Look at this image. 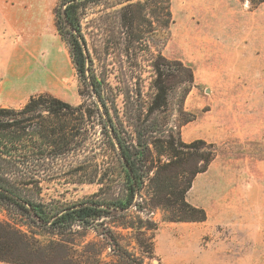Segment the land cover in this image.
Returning a JSON list of instances; mask_svg holds the SVG:
<instances>
[{"label": "rangeland", "instance_id": "rangeland-1", "mask_svg": "<svg viewBox=\"0 0 264 264\" xmlns=\"http://www.w3.org/2000/svg\"><path fill=\"white\" fill-rule=\"evenodd\" d=\"M74 2L78 8L72 26L62 13L69 0H23L22 45L11 21L22 8L16 0H0V107L17 108L40 94L98 107L88 76L107 122L114 125L112 138L141 158L140 188L133 202L117 211L121 215L95 220L65 245L51 243L46 232L34 228L36 234L29 236L33 253L23 257L22 247L16 258L32 264H133L132 257L142 249L149 255L143 264H264V254L253 253L250 246L233 253L229 245L230 233L248 223L233 206L250 202L232 194L247 192L243 184L264 181L259 172L264 142L253 141L249 133L254 128L251 112L264 115V109H250L248 90H242L243 112L234 113L229 87H264V75L254 78L223 59L229 53L224 20L235 9H245L246 15L260 18L264 35V0H170L166 26V0ZM82 45L87 56L83 72L73 61L75 46ZM260 50L264 53V45ZM167 63H172V79L170 70L161 76L156 71L157 64L165 69ZM255 96H264L263 91ZM103 126L98 120L89 124L82 150L66 158L72 164L85 161L84 172L43 187L46 201H125L129 170L104 143ZM162 166L167 167L158 170ZM188 180L184 199L207 207L206 222L172 220L179 214L178 193ZM0 221L23 230V219H9L2 206ZM257 224L264 230V220ZM138 228L142 237L150 236V248L143 244L139 249ZM105 233L112 237L102 238Z\"/></svg>", "mask_w": 264, "mask_h": 264}, {"label": "trees", "instance_id": "trees-1", "mask_svg": "<svg viewBox=\"0 0 264 264\" xmlns=\"http://www.w3.org/2000/svg\"><path fill=\"white\" fill-rule=\"evenodd\" d=\"M69 1L70 4L62 13L64 21L75 26L74 18L78 5L75 4V0ZM169 1L166 0L165 9L168 18L163 21V26H166L170 19ZM75 48L73 61L83 72L85 55L81 47L75 46ZM166 65L168 67L165 69H160V65H156L158 76H161L163 71L170 70L169 65L172 63ZM169 72L172 79L174 74L171 70ZM191 81V73H188L186 82L190 85ZM158 89L162 93V87L159 86ZM96 91L98 92L97 89ZM94 107L91 109L84 102L72 105L48 94L31 96L19 108L0 107V206L6 211L9 219L14 216L23 219V230L9 221H0L1 262L32 264L27 258L20 260L16 256L22 247L23 257L33 253L29 236L36 234L34 228L46 232L50 236L51 243L65 245L70 242L69 237L77 234L79 229L92 228L93 222L105 215L118 217L121 214L117 211L126 209L133 202L134 194L140 188L141 158L134 155V151L126 150L118 139L121 153L117 152L111 133V131L115 133L114 125L107 122L95 104ZM95 120L104 125L107 138L104 143H107L115 157L124 158L123 161L129 170L130 184L125 201L119 199L107 203L92 199L73 203H62L52 199L46 201L42 193L43 187L49 188L62 179L73 180L79 172H84L85 161L72 164L71 161L67 162L66 158L68 154L82 150L87 141L89 128ZM205 166L206 163L203 168ZM166 167L162 166L158 170H164ZM55 169L57 170L54 171ZM98 169L97 163L94 165L95 172H98ZM189 186L188 180L178 193L179 214L172 220L204 221L206 219L204 210L191 206L184 199V193ZM165 201L168 202V199L165 198ZM188 211L196 215H187ZM150 224L149 221L145 223L147 230ZM129 227L133 228L132 225ZM142 235L143 232L138 228L135 238L139 249L143 244L150 248V236L142 237ZM108 236L112 237V233L111 235L105 233L102 238L107 239ZM116 245L119 250V245ZM145 256L149 255L144 254L140 249L139 256L132 257L135 259L133 264H143Z\"/></svg>", "mask_w": 264, "mask_h": 264}, {"label": "crops", "instance_id": "crops-1", "mask_svg": "<svg viewBox=\"0 0 264 264\" xmlns=\"http://www.w3.org/2000/svg\"><path fill=\"white\" fill-rule=\"evenodd\" d=\"M16 3L19 4L22 9H18L14 12V15L11 17V21L14 23L13 28L15 27L14 29L20 33L21 37H19V39L20 43L23 45V0H16ZM224 22H228L229 53L224 55L223 59L228 63H231L232 67L236 68L237 71H241L242 67L245 70L247 69V73L249 75L251 74L254 78L264 75V53L260 50L264 45V35L261 29L260 18L257 15H246L245 9L241 12L239 9H235L231 13L230 17L225 19ZM220 68L222 69L223 67ZM256 82L261 83L262 81L256 80ZM242 90H248L249 97L247 100L249 101L248 103L250 109H252L255 105L259 106L261 110L264 109V96H255L256 93H262V91L264 94L263 86L258 87V85H255L240 87L235 85L229 87L231 96L233 97L235 95L236 104L233 107L234 113L236 110H238L237 112L240 115L243 112L241 110L244 107L243 102L239 101L242 97H245L241 96ZM230 109H232V107H230ZM257 113L258 112H251L252 120L250 123L254 128L251 129L249 133L253 141L264 142V115ZM259 172L264 173V168L259 169ZM241 186H246L247 192L244 194L237 192L232 194V196H243V198L249 199L250 202L249 204H239L233 206V209L234 211L236 210V214L243 216L244 222L248 223L239 225L238 229H235L230 233L229 245L232 246L231 250L233 253L250 246L253 253L263 255L264 230L259 227L257 222L264 220V181L259 180L256 183L243 184ZM197 206H201V208L205 210L206 219L204 222L208 221L209 212L207 207L199 204ZM228 208L232 210V207ZM247 238L258 240L245 241L244 239ZM0 264L16 263H6L0 261Z\"/></svg>", "mask_w": 264, "mask_h": 264}, {"label": "water", "instance_id": "water-1", "mask_svg": "<svg viewBox=\"0 0 264 264\" xmlns=\"http://www.w3.org/2000/svg\"><path fill=\"white\" fill-rule=\"evenodd\" d=\"M76 36L78 37V34H76ZM82 51H83V53H84V55H85V59H86V57H87V56H86V49H85V47H84L83 45H82ZM87 78H88V81H89V83H90L91 90H92V92H93V95H94V97H95V100H96V102H97V104H98V107H99L100 111L102 112V114L104 115L102 102H101V100H100L98 94L96 93L95 88H94V85H93V83L91 82L90 78H89L88 76H87ZM113 142H114V144H115V148H116L117 152L120 154V153H121V149H120L118 143L116 142V140H115L114 138H113ZM122 159H124V158L122 157Z\"/></svg>", "mask_w": 264, "mask_h": 264}, {"label": "flooded vegetation", "instance_id": "flooded-vegetation-1", "mask_svg": "<svg viewBox=\"0 0 264 264\" xmlns=\"http://www.w3.org/2000/svg\"><path fill=\"white\" fill-rule=\"evenodd\" d=\"M74 25H75V22H74ZM75 39H76V37H75ZM77 40V39H76ZM78 41V40H77Z\"/></svg>", "mask_w": 264, "mask_h": 264}]
</instances>
